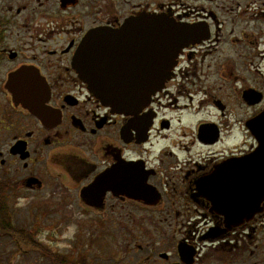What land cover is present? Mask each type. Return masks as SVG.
Wrapping results in <instances>:
<instances>
[{
    "label": "flooded vegetation",
    "instance_id": "flooded-vegetation-1",
    "mask_svg": "<svg viewBox=\"0 0 264 264\" xmlns=\"http://www.w3.org/2000/svg\"><path fill=\"white\" fill-rule=\"evenodd\" d=\"M145 16L183 32L169 68H146L166 34L128 25ZM93 34L85 62L168 72L137 113L76 68ZM46 189L97 226L155 227L125 237L120 264H264V0H0V216Z\"/></svg>",
    "mask_w": 264,
    "mask_h": 264
},
{
    "label": "rangeland",
    "instance_id": "rangeland-1",
    "mask_svg": "<svg viewBox=\"0 0 264 264\" xmlns=\"http://www.w3.org/2000/svg\"><path fill=\"white\" fill-rule=\"evenodd\" d=\"M49 189L31 193L30 199H9L6 219L16 228L28 231L33 238L44 245L45 250L55 254H71L74 258L85 256L89 264H120L126 255L128 243L125 237L130 233L144 234L153 226H97L93 211L63 207L51 204ZM27 198V197H26ZM136 212V215H143ZM147 241L146 237L140 239ZM158 239L151 242L158 243ZM22 247L13 237L0 230V264H57L59 260L49 256L40 248L24 241ZM28 245V246H25ZM215 256V257H214ZM223 253L212 255V264H222ZM134 263L137 259L133 260ZM132 263V264H134Z\"/></svg>",
    "mask_w": 264,
    "mask_h": 264
},
{
    "label": "water",
    "instance_id": "water-1",
    "mask_svg": "<svg viewBox=\"0 0 264 264\" xmlns=\"http://www.w3.org/2000/svg\"><path fill=\"white\" fill-rule=\"evenodd\" d=\"M129 26H145L151 27V33L165 35L166 38H158L157 42H164L166 46V60H162L159 64L150 62L149 69H159L166 66H172L171 61L180 50L184 39L181 37L183 32L176 28V23L171 21H163L157 17H140L135 18L128 23ZM161 35V36H162ZM99 45L95 42L94 34L85 42L81 48L80 54L76 58L75 66L81 72L82 77L90 86L92 92L99 98L104 105L111 107L113 110L121 114L137 113L140 109L147 106L152 96L162 87L165 79L169 77L168 72L150 70L149 72H136L135 76H151L155 79L151 80H137L124 79L115 77L114 66L111 68L96 66L85 62V59H92L95 57ZM145 48L144 50H146ZM174 54V56H172ZM154 56V55H152ZM95 68H97L95 73ZM130 73V72H129ZM264 195V194H263ZM185 255L190 254V251L180 249Z\"/></svg>",
    "mask_w": 264,
    "mask_h": 264
},
{
    "label": "trees",
    "instance_id": "trees-1",
    "mask_svg": "<svg viewBox=\"0 0 264 264\" xmlns=\"http://www.w3.org/2000/svg\"><path fill=\"white\" fill-rule=\"evenodd\" d=\"M6 215V214H4ZM4 215H1L0 216V230L3 231L4 233H11V234H14L16 236H18V238L21 240V241H24L26 243H29L30 245H34L38 248H40L41 250H43V252H48V253H45V254H49V249L48 250H45V247L43 244L37 242L33 236L28 233L27 230L25 229H22V228H16L15 226H13V224L10 222V220L7 221L6 217ZM52 253V256L53 257H57L59 260L57 262V264H68V261L67 259L65 258V256L61 255V254H55L53 252H50ZM49 256V255H48Z\"/></svg>",
    "mask_w": 264,
    "mask_h": 264
}]
</instances>
